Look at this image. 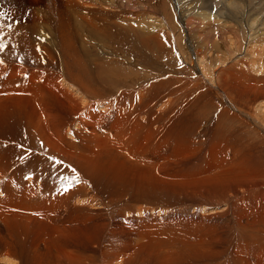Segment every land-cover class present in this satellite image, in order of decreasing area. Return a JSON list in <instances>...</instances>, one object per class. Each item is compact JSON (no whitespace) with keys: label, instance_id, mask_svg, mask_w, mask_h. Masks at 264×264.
Here are the masks:
<instances>
[{"label":"bare ground","instance_id":"bare-ground-1","mask_svg":"<svg viewBox=\"0 0 264 264\" xmlns=\"http://www.w3.org/2000/svg\"><path fill=\"white\" fill-rule=\"evenodd\" d=\"M169 1L175 5L166 6ZM194 1L61 0L64 12L59 9L53 16L49 14L51 9L44 7L41 12L38 8L34 27L27 26L43 36L24 40L29 34L24 27L22 33H13L14 39L2 40L0 147L7 149L0 152V179L5 184H13L12 180L18 178L28 182L30 192L39 195L44 182L48 187L53 184L51 174L56 169L68 175L66 186L78 180L94 185L99 180L114 179L113 173L117 172L113 166H105V162L107 157L116 154L133 160L118 166L122 172L125 168L128 178L134 182L132 191L139 204L149 201L148 194L153 197L164 194L168 197H162L164 202L171 206L161 204V210L169 207L189 210L192 205L198 206L185 211L192 217L167 220V226L160 223L161 216L157 213L138 214L141 208L147 212L151 207L121 206L112 195L100 198L98 188L88 193L73 187L71 193L59 194L51 204L44 194L39 197L40 207L37 205L36 212L17 207V201L0 199V221L5 227L12 223L15 229L25 226L20 221L49 223L59 209L70 213L59 225L50 224L58 231L51 229L50 237L57 241L53 253L48 251L46 241H43L44 247L40 241L37 246L28 247L29 250L14 249L2 235L0 263L5 259L7 264H16L18 261L7 260L15 257L20 264H182L175 259L177 252L174 253L182 246L175 250L171 247L189 240L194 256L200 255L197 259L218 256L217 261L221 262L217 264H264V111L257 106L261 103L264 107V51L243 50L241 54H234L242 51L243 37L249 43L260 41L253 45L264 50V5L259 8L250 0L247 6L235 3L232 7V0H218L217 4L221 2L223 6L219 11L212 9L214 0H203L204 6L201 5L206 9L195 12ZM156 4L163 10L153 14ZM110 9H116L117 21L102 19L103 12L112 13ZM173 12L194 61L199 53L210 58L203 68L199 69L197 61L192 60L189 65H180L183 71L178 66L173 69L170 66L166 74L161 71L160 58L183 47L169 25L175 20ZM62 13L65 15L60 23ZM142 15L157 16L165 26L157 29L152 20L141 19ZM136 26L148 27V31L140 37H130L136 43L120 49L121 32L116 29L138 31L140 27ZM43 28L48 35L42 32ZM64 30L70 36V43L61 45L58 37ZM211 33V44H208ZM137 38H142L143 44ZM34 39L42 42H33ZM223 48L231 57L226 56ZM131 49L141 56L145 51L146 60H142L140 67L156 70L146 72L154 78L160 76L158 81L153 78L143 82L136 72L129 75L128 68H122L123 71L98 64V70H90L94 60L102 59L113 65L130 64L129 67L137 69L139 64L133 65L128 60L131 57L125 54ZM15 50L16 54L22 52L28 57L19 60ZM211 59L221 64H214ZM152 93L159 94V102L150 98ZM182 95L184 101L179 100ZM230 103L238 115L228 110ZM221 112L226 117L222 121L226 125L218 119V125L214 126ZM234 117L241 126L236 133L232 129ZM153 161L161 162L155 167ZM142 162L149 167L144 169ZM83 188L90 190V185ZM83 198L101 200L102 208L95 210L92 203L81 206L78 200ZM155 205L156 200L152 206ZM207 205H213L214 209L219 205L225 207L215 215L214 221V216L208 220L203 215L196 218L198 212L191 213ZM13 229L4 231L8 230L12 237L22 233ZM20 235L16 236L17 245L23 240ZM193 236L198 238V243ZM141 247L143 252H137ZM155 255V260L146 263L140 258L152 259ZM224 256L229 261H222Z\"/></svg>","mask_w":264,"mask_h":264},{"label":"rangeland","instance_id":"rangeland-1","mask_svg":"<svg viewBox=\"0 0 264 264\" xmlns=\"http://www.w3.org/2000/svg\"><path fill=\"white\" fill-rule=\"evenodd\" d=\"M60 1L61 0H0V36H1V40H0V46H3L2 45V40L3 39H8V38H10V40H11V38L12 39H14L15 37H16V35L15 34H13V33H22L23 32V28L25 27V28H28L27 26H32V27H34V19L36 18V17H34L35 16V14H36V12L38 11V8L39 9H41V12H42V8H46V9H51V11L49 12V14H51V15H53V16H55L56 15V13H58V10L60 9L62 12H64V8H63V6H62V4L60 3ZM180 1H184L185 3L186 2H188L189 0H180ZM196 1V2H195ZM193 3H192V9L196 12V11H202V10H205L206 8H204L203 6V4L201 3L203 0H195ZM205 1V0H204ZM233 1V4H232V7H234V6H236V5H234L235 3H237V5L238 4H240V6L242 7H244V6H247L248 5V3L247 2H249L250 0H232ZM241 1V2H240ZM256 1H257V3H256ZM261 1V2H260ZM217 2H218V0H214V7L212 8V9H214L215 8V10H217V9H220L219 11H221V8L223 7L222 6V3L221 2H219L218 4H217ZM244 2V3H243ZM246 2V3H245ZM250 2H252V3H255V5H257L259 8H260V6H261V4L263 3V5H264V0H252V1H250ZM250 2H249V4H250ZM124 3H127V1H125ZM47 4H48V8H47ZM172 4H174L175 5V3L174 2H172V1H169L168 3H166V6L167 5H169V6H172ZM201 5V8H200V5ZM219 4H220V6H219ZM246 4V5H245ZM173 5V6H174ZM191 5V4H190ZM196 5V6H195ZM218 5V6H217ZM50 6V7H49ZM190 7V6H189ZM198 7L200 8V9H198ZM111 11H112V13L111 12H103V18L102 19H104V18H107L106 20L107 21H112L111 19H113V20H116L117 21V16H116V14H114V12H115V10L116 9H110ZM163 9H162V7L159 5V4H156V11H154L153 10V14H155L156 12H159V11H162ZM208 11H209V9H208ZM245 10H243V12H244ZM195 12H194V14H195ZM152 14V15H153ZM173 14V19H175L174 20V22H173V24H172V22H169V25H170V27H172V29H174V31L173 32H175L174 34H175V37H176V39L180 42V44L181 45H183V47L182 48H180V49H175V50H173L172 51V53L171 54H167V55H165V56H163L162 58H160V60H159V66L161 65V71L164 73V74H166L167 73V71H169V70H171V67H172V69H173V67L175 68V66L177 67H179V71H183V70H185V69H181V66H182V64H185V65H189L190 63H191V61L193 60L194 61V57L192 56V54L190 53H188V48H187V45H186V41L184 40V38H185V34L183 33H179V29H181V27H180V25L178 24V22L176 23L175 21H177V18L174 16V12L172 13ZM65 15V13H62L61 14V16H60V19H59V22L61 23V20H63V16ZM148 16V15H142V16H140V18L141 19H143V20H147V19H150V20H152L154 23H155V27L157 28V29H161L162 28V26H165V23L161 20V18H159V17H157V16H155V18L153 17V16ZM106 16V17H105ZM111 18V19H110ZM109 19V20H108ZM200 19H205L204 17H202V18H200ZM167 21V20H166ZM175 24V25H174ZM178 27H177V26ZM19 26V27H18ZM52 26H54V27H56L55 25H53L52 24ZM123 26H125V25H123ZM65 26H63V27H61V28H64ZM125 27H127V26H125ZM140 27V29H138V31L137 30H135V31H130V30H121L120 28H117L116 30H119L120 32H121V35H119L118 36V46H119V48L120 49H123L124 47H128V45H130V46H133L136 42L135 41H133V40H131L132 38H130V37H136V36H138V37H140V35H141V33H146L147 31H148V27H146V29H143L142 28V26H136V27H134V28H139ZM57 29H60L59 27H56ZM18 29V30H17ZM143 29V30H142ZM28 30H29V34H28V37L27 36H24V40H27V38H30V39H32V38H34L35 36H38V37H41V36H43L42 35V33L40 32V31H32V30H30L29 28H28ZM115 30V31H116ZM246 30V29H245ZM146 31V32H145ZM42 32L43 33H46L47 35H48V31L46 30V28H43L42 29ZM4 33V34H3ZM130 33H131V35H130ZM125 34V35H124ZM135 35V36H133V35ZM177 34V35H176ZM124 35V36H123ZM12 36V37H11ZM14 36V37H13ZM126 36V37H125ZM202 38H203V40L205 41V37L204 36H202ZM211 38H212V33H211V35H210V37L207 39V42H208V44H211L210 43V41H211ZM246 38H248V36L246 37ZM122 39V41H120ZM141 39V40H140ZM137 38V40L138 41H140L142 44H143V41H142V38ZM189 39H190V37H187V41L189 42ZM35 40L36 41H38V42H42V41H40V40H38V39H34L33 40V42H35ZM125 40V41H124ZM128 40V41H127ZM246 40V41H245ZM58 42L61 44V45H64V44H69L70 43V36H69V34L67 33V31L66 30H64V32L61 34V35H59V37H58ZM255 42H260V41H255ZM254 42V43H255ZM184 43V44H183ZM246 43V44H245ZM254 43H249L248 41H247V39H245L244 37L242 38V44H243V46H242V51L240 52L239 50H237L234 54L235 55H237V54H241L242 52H243V50H245V51H247V50H257V49H259L260 51H264V50H261L260 49V47L257 45L256 47H254ZM7 44H9V46H11L10 45V43H7ZM190 44H191V46L193 45L192 44V42H190ZM33 45V44H32ZM145 45V44H144ZM146 46H148V45H146ZM149 47V46H148ZM2 48H4V47H2ZM184 48H187L186 50L184 49ZM135 49H131V52L130 53H128V51H126V55H127V57H131V59H128V60H130V61H132L133 62V65H136V63L137 64H139V66L137 67V69L136 68H131V67H129L130 66V64H128L129 66H127V64L125 65L124 63H123V65H121V64H119V63H116V64H112V63H110V62H107V60H105V59H102L101 61H96V60H94L92 63H91V65H90V70H98V68H96L97 66L96 65H98V64H103V65H106V66H114V68L116 67V69H117V67H118V69H122V68H128V71L127 72H130V74L129 75H133L132 73L133 72H136V74H138V76L137 77H140L141 79H143V82H145V81H152V80H154V79H156L157 81H158V79H159V77H157V78H154L153 76H152V74L150 75V74H147V70H150L151 68H149V67H147L148 69L146 70V69H143L142 67H140V64L142 65V60H146V57L144 58V56H145V54H144V52L145 51H143V55L141 56V54H140V52H138V51H135ZM222 51H225V54H226V56L227 57H231V55H229V53H228V51L225 49V48H223L222 49ZM239 51V52H238ZM15 52V56H17L18 57V59L19 60H24L26 57H28L27 55H25L24 53H22V52H17L18 54H16V50L14 51ZM178 52V53H177ZM220 53H222V52H220ZM140 54V55H139ZM211 54H213V53H211ZM210 54V55H211ZM179 55H181V56H179ZM190 57H189V56ZM198 55H200L198 58H196V60L195 61H197V62H195V64L197 63V65H198V68L199 69H201V68H203V66H204V64H208L209 62H208V60L210 61V58H206V56H203V55H205L204 53H199ZM167 56H168V58H167ZM177 58H176V57ZM135 57L138 59H135ZM193 57V58H192ZM140 58V59H139ZM151 58V57H150ZM181 59V61H180V59ZM198 59V60H197ZM208 59V60H207ZM163 60V61H162ZM178 61V62H177ZM211 61L214 63V64H217V65H219V64H221V63H219L218 61H216L215 59H211ZM161 62V63H160ZM162 62H163V64H162ZM166 62V63H165ZM193 62V63H194ZM73 64L75 63V61H73L72 62ZM78 63V62H77ZM168 63V64H167ZM172 63V64H171ZM179 63V64H178ZM78 64H80V63H78ZM112 64V65H111ZM167 64V65H166ZM170 64V65H169ZM181 65V66H180ZM163 66V67H162ZM166 66V67H165ZM171 66V67H170ZM79 67V66H78ZM85 66H82V68H84ZM206 69H208V68H206ZM123 71H124V69H122ZM137 70H139V71H137ZM151 70H153V71H155L156 72V70H154V69H151ZM158 74H159V72H157ZM159 75H161V74H159ZM162 77H163V75H161ZM204 76V75H203ZM87 77H89V76H87ZM146 77V78H145ZM130 79H131V77H129ZM154 78V79H153ZM205 79H206V77H204ZM148 79H150V80H148ZM206 80H208V78L206 79ZM176 94L178 93V92H175ZM183 97H181V99H179V100H181V101H184V95H182ZM219 96V95H218ZM150 98H152V99H158V102L160 101V97H159V94H157V93H152L151 95H150ZM260 102H262V101H260ZM260 102H258V103H260ZM258 103H256V104H258ZM223 104V103H222ZM261 104V103H260ZM257 105V106H259L260 107V109H262L263 111H264V107H261L263 104H261V105ZM227 108H228V110H230V111H233L234 110V114H237L238 115V110L235 108L234 109V105H233V103H230V104H228L227 105ZM218 119H220V121H221V123L223 124V126H225L226 125V123L225 122H222V121H224L225 119H226V117H224V115H223V113L221 112V116H220V118H217V119H215L214 120V126H215V124L217 123V125H218ZM238 119H236L235 117H234V124H233V127H232V129L233 130H235L234 131V133H236V131L237 130H241L240 128H241V126H239L237 123H238ZM175 123V122H174ZM205 127H206V125H205ZM237 127V128H236ZM237 129V130H236ZM205 130V129H204ZM68 131V130H67ZM70 137H73V135H71L70 133H67ZM6 148V147H5ZM7 149V148H6ZM4 151H6V150H4ZM114 156H116V157H114ZM118 156V157H117ZM123 157V158H122ZM125 156H121L120 157V155H116V154H113V157H112V155H110L109 157H107L106 159V162H105V166H107L108 164L109 165H111V166H113V171H116L117 173L115 174V173H113V177H114V179H110V180H99V181H97L96 183H98L99 185L97 186V184L95 183L94 185L93 184H87V183H85L84 181H81V180H78V181H76L73 185H71V186H66L65 185V183L67 182V181H69V178L67 177L68 175H65L64 173H63V171L62 170H56V169H53V171H52V174H51V179H52V181H53V184L50 186V187H48V186H46V184H45V182L40 186L41 187V189H42V191L41 192H39V193H41V194H39L38 195V193L37 194H35V193H32V192H30V190L27 188V185H24V181L22 182V180H20V179H16V181H14V180H12L13 181V184H12V182H9L10 184H5L4 183V181H3V179H0V197H4V198H0L1 199V201H10L11 200V202L13 201H17L16 202V206L17 207H20V208H24L25 210H27V211H33V212H36V211H38V207H40V205H38V201H39V199L41 198V197H43V196H45V195H47L48 196V198H49V201H48V203L49 204H51V201H53V198H56L59 194H61V193H71V190H73L74 188H81V189H85L88 193L89 192H92L93 190L94 191H96L95 189L96 188H98L100 191H99V194H100V198H110L111 197V195H112V197L113 198H116L118 201H119V203L121 204V206L123 205V206H125V207H136V208H139V207H143V206H146V207H148L149 206V208L150 209H147V210H150V211H147V212H145L144 211V209H140L139 210V212H138V214L139 215H153V214H155V215H157L158 214V217H160L161 216V218H160V223L163 225H167L168 226V224H167V220H168V222L169 221H174L175 219H179L178 217H192V215L191 214H185V211H190V209L191 208H193V207H195V206H198V205H192V206H190L189 207V210L188 209H172V208H168V209H164V210H161L160 209V206H161V204H167V205H169V206H171V203L169 204V203H166V202H164V197L165 198H168L167 196H164V194H160V195H158L157 197H153L152 195H150V194H148L146 197L148 198V202L146 203V204H139L138 203V201H137V199H136V196L134 195V192L132 191L133 190V186H134V182L132 181V180H130L129 178H128V176H127V171H126V169L125 168H123V172H122V168L121 167H119V166H121V165H123V164H125L126 162H128V161H130V162H132L133 160L131 159V158H129V157H125V158H127L126 160H123V159H125L124 158ZM110 158H111V160L113 161H110ZM116 160H115V159ZM120 158V159H119ZM133 158V157H132ZM108 159H109V161H108ZM122 159V160H121ZM136 159V158H135ZM117 160H119V162L117 161ZM138 160V159H137ZM9 161V160H8ZM113 164H112V163ZM160 162L161 161H153V165L156 167V166H158V165H160ZM156 163V164H155ZM158 163V164H157ZM117 164V165H116ZM119 164H121V165H119ZM119 165V166H118ZM143 165H144V169H147L148 167H149V164H146V163H143L142 162V167H143ZM148 165V166H147ZM145 166L147 167V168H145ZM158 168V167H157ZM156 168V169H157ZM107 169L109 170V168L107 167ZM117 169V170H116ZM142 171H143V169H142ZM55 174H54V173ZM109 172H110V170H109ZM122 172V173H121ZM58 173V174H57ZM119 173V174H118ZM125 173V174H124ZM182 173H184V172H182ZM61 174H63V175H61ZM96 174H98V173H96ZM124 174V175H123ZM117 175V176H116ZM123 175V176H122ZM65 176V177H64ZM98 176H99V174H98ZM63 177V178H62ZM123 179V180H122ZM112 180V181H111ZM21 181V182H20ZM116 181V182H115ZM1 182H3L4 184H1ZM15 182H16V184H15ZM102 184H101V183ZM119 182V183H118ZM22 183V184H21ZM81 183V184H80ZM111 183V184H110ZM118 183V184H117ZM18 184V185H17ZM20 184V185H19ZM132 184V185H131ZM16 185V186H15ZM22 185V186H21ZM63 185V186H62ZM78 185H80V186H78ZM83 185H90V190L88 189V188H83ZM101 185V186H100ZM105 185V186H104ZM115 185V186H114ZM11 186V187H10ZM82 186V187H81ZM94 186H96V187H94ZM108 186V187H107ZM13 187H14V189H13ZM74 187V188H73ZM4 188V189H3ZM104 188H105V190H104ZM131 188V189H130ZM10 189H12L11 191H10ZM25 189V190H24ZM123 189V190H122ZM15 190V191H14ZM22 190V191H21ZM27 190H28V192H27ZM54 190V191H53ZM56 190H57V193H56ZM130 190V191H129ZM23 192V193H21V192ZM110 191V192H109ZM3 192V193H2ZM55 192V193H54ZM103 192V193H102ZM115 192V193H114ZM122 192V193H121ZM127 192V193H126ZM5 193V194H4ZM8 193V194H7ZM17 193V194H16ZM107 193H108V195H107ZM113 193V194H112ZM125 193V194H124ZM9 196H7V195ZM15 194H16V196H15ZM45 194V195H44ZM128 194V195H127ZM107 195V196H106ZM121 195H122V197H121ZM124 195V196H123ZM127 195V196H126ZM133 195V196H132ZM13 198H12V197ZM31 196V197H30ZM52 196V197H51ZM15 197H18V198H15ZM40 197V198H39ZM135 197V198H134ZM163 197V198H162ZM37 198V199H36ZM122 198V199H121ZM124 198V199H123ZM6 199V200H5ZM8 199V200H7ZM17 199V200H16ZM32 199V201H30ZM76 199H77V196H76ZM120 199V200H119ZM158 199V200H157ZM160 199V200H159ZM19 200L21 201V202H19ZM37 200V201H36ZM154 200H156V205L155 206H152V204H153V202H154ZM79 201V203L81 204V206H83L85 203H92V205H94L93 206V209H95V210H98V209H100V208H102V203H101V200H98V201H91V200H87L86 198H83V199H80V200H78ZM34 202V203H33ZM132 202V203H131ZM136 202V203H135ZM35 203H37V204H35ZM47 203V204H48ZM98 203V204H97ZM159 203H160V205H159ZM31 205V207H30V205ZM35 204V205H34ZM26 205V206H25ZM37 205H38V207H37ZM138 205V206H137ZM34 206V207H33ZM50 205H48V207H49ZM96 206V207H95ZM27 207H28V209H27ZM47 207V208H48ZM99 207V208H98ZM206 207V208H205ZM223 207H225V205H219V206H215V209H214V207H213V205H207V206H202L200 209L201 210H196V208H195V210H191V213H196V212H198V213H196V218H200L202 215L203 216H205L208 220H209V217L211 216V217H213L214 216V219H213V221L214 220H216L217 219V216H215L217 213H219V212H221L222 211V208ZM33 209V210H31V209ZM135 208V209H136ZM154 208V209H153ZM152 209H153V211H152ZM172 209V210H171ZM143 210V211H142ZM157 210V212H155ZM142 211V212H141ZM171 211V212H170ZM150 212V213H149ZM154 212V213H153ZM180 212V213H179ZM209 212V213H208ZM144 213V214H143ZM153 213V214H152ZM157 213V214H156ZM55 214H56V216H55V218L51 221V222H49V223H46V222H44V223H38V222H35V220H31V221H29V223H28V221H20V222H22L23 223V225H25V226H19L18 228H14V225H15V223H12V226H11V224H10V226L8 227H5V226H3L4 224H2V220L0 221V236L2 237V235H4L2 238H5L8 242H11L12 243V247L14 248V249H28V247H33L35 244V246H37V244L40 242V241H42V246L44 247V245H43V241H46V242H48V251H51L52 253H53V251H55V249L57 248V241H56V239H54V238H52V237H50V235H51V229L52 230H56L57 231V229L56 228H54V227H52L50 224H54V225H59L62 221H63V218H64V220L65 219H67V216L70 214H66L63 210H61V209H59V211L57 210L56 212H55ZM160 214V215H159ZM206 214V215H205ZM66 215V218L64 217ZM208 216V217H207ZM207 220V221H208ZM223 220H225V218L223 219ZM148 221V223H150V222H153V223H156L155 221H153V220H147ZM34 222V223H33ZM70 222H72L74 225H75V223H74V221H70ZM22 223H20V224H22ZM24 223H26L27 224V226H26V224H24ZM33 224V225H32ZM36 224V225H35ZM1 225L4 227V229H8V230H12L13 228L16 230V231H22V233H17L16 234V236H18L19 237V235H20V239H22L23 238V240H20L21 242H20V246L19 245H17L18 243H19V238L18 237H16V236H14L13 235V237H12V235L9 233V232H7L6 230L4 231V229H3V227H1ZM37 227V228H35V227ZM20 227H22V228H20ZM28 227V228H27ZM31 227V228H30ZM38 227H40V228H38ZM191 227V226H190ZM12 228V229H11ZM33 228H34V230H33ZM13 229V230H14ZM24 229H26L25 230V234H24ZM3 230V231H2ZM31 231V232H30ZM28 232V233H27ZM58 232V231H57ZM26 236V237H25ZM22 237V238H21ZM30 239H29V238ZM49 237H50V239H49ZM12 238V239H11ZM32 238V239H31ZM10 239H11V241H10ZM27 239L29 240V241H27ZM49 241H48V240ZM192 239L193 240H198V238L196 237V236H193L192 237ZM32 240V241H31ZM22 241H23V243H22ZM25 241H27V243L25 242ZM53 241V242H52ZM2 241H0V247H3L4 246V244L3 243H1ZM33 242V243H32ZM186 242V243H185ZM25 243V244H24ZM54 243H56V244H54ZM197 243H198V241H197ZM3 244V246H1ZM24 244V246H22V245ZM28 244V245H27ZM53 244V245H52ZM188 244H189V246H188ZM26 245V246H25ZM41 245V244H40ZM55 245V246H54ZM34 246V247H35ZM42 246H40V248L41 249H43L42 248ZM178 246H182V248H180V249H177V250H175ZM186 246V247H185ZM231 247H233V248H237L236 246H234V245H230ZM25 247V248H24ZM27 247V248H26ZM52 247V248H51ZM31 248H30V251H31ZM50 248V249H49ZM172 249H174L175 250V252L174 253H176L177 252V254H176V256H175V259H177L179 262H181L182 264H197V262L198 263H200V261H202L203 263H201V264H217L218 262H221V261H217V258H218V256H212L211 258H208V257H206V260H201V259H197V258H200V255H199V253H195L196 255H198V256H194V253H192V246H191V244H190V242H189V240H186V241H184L183 243H174L173 244V246L171 247ZM52 249H54L53 251H52ZM29 250V249H28ZM27 251V250H26ZM45 252H46V250H44ZM43 251V252H44ZM28 252V251H27ZM137 252H139V253H142L143 252V248L141 247V248H138L137 249ZM54 254H56V253H54ZM53 254V255H54ZM188 254V255H187ZM192 255V256H191ZM180 256V257H179ZM140 257V256H139ZM157 256L155 255V257L154 258H152V259H148V257H140L145 263L146 262H148V260L149 261H152V260H155V258H156ZM190 257V258H189ZM15 258V257H14ZM14 258H12V257H8V259L7 260H15L14 262H16V261H18V262H16V264H20V260H17V259H14ZM194 259V260H193ZM5 260V259H4ZM4 260L0 263V264H7V263H5L4 262ZM222 261H229L227 258H226V256H224V258L222 259ZM190 262V263H189ZM205 262V263H204Z\"/></svg>","mask_w":264,"mask_h":264},{"label":"snow or ice","instance_id":"snow-or-ice-1","mask_svg":"<svg viewBox=\"0 0 264 264\" xmlns=\"http://www.w3.org/2000/svg\"><path fill=\"white\" fill-rule=\"evenodd\" d=\"M0 47H3V46H0ZM0 63H2V61H0Z\"/></svg>","mask_w":264,"mask_h":264}]
</instances>
